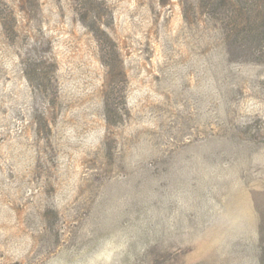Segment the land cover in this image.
<instances>
[{"label":"rangeland","instance_id":"374dc122","mask_svg":"<svg viewBox=\"0 0 264 264\" xmlns=\"http://www.w3.org/2000/svg\"><path fill=\"white\" fill-rule=\"evenodd\" d=\"M201 2L0 0V264H264V32Z\"/></svg>","mask_w":264,"mask_h":264},{"label":"trees","instance_id":"16d2710c","mask_svg":"<svg viewBox=\"0 0 264 264\" xmlns=\"http://www.w3.org/2000/svg\"><path fill=\"white\" fill-rule=\"evenodd\" d=\"M201 3L219 5L230 30L239 29L243 35L255 36L264 32V0H202Z\"/></svg>","mask_w":264,"mask_h":264}]
</instances>
